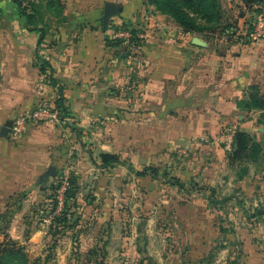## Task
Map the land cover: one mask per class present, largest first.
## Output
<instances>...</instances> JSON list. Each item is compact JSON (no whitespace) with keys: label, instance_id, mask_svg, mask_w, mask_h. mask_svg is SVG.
Segmentation results:
<instances>
[{"label":"rangeland","instance_id":"1","mask_svg":"<svg viewBox=\"0 0 264 264\" xmlns=\"http://www.w3.org/2000/svg\"><path fill=\"white\" fill-rule=\"evenodd\" d=\"M20 2L23 13L13 0H0L3 81L8 80V51L17 50L29 65L28 77H34L32 93L41 96L48 87L53 102L41 97L33 109L11 120L27 117L23 134L0 137L16 142L31 125H51L46 133L50 159L0 206V264H18L20 257L8 253L13 246L22 249L28 263L36 259L40 264H264V113L238 106L255 84L243 90L231 111L218 103L219 88L212 82L190 85L184 103L165 106L172 114L163 117L162 112L159 119L154 116L158 106L138 102L141 80L132 67L126 80L104 91L121 102L83 125L71 115L63 85L67 111L58 110L49 70L40 71L44 60L51 66L45 50L64 45L55 40L67 27L62 25L67 18L62 1ZM143 2L154 15L178 26L172 16ZM218 2V26L190 34L203 37L215 52L257 41L254 4ZM203 14L193 15L199 24L212 26ZM110 22L114 20L106 25ZM124 25L111 27L117 31ZM127 26L135 39L129 45L119 39V58L134 66L139 61L136 41L143 37ZM228 26L235 27L233 34ZM32 68L38 70L35 76ZM237 131L254 136L262 147L259 160L246 172L227 159ZM103 153L116 155L119 162L103 167ZM49 166L56 175L43 181Z\"/></svg>","mask_w":264,"mask_h":264},{"label":"crops","instance_id":"2","mask_svg":"<svg viewBox=\"0 0 264 264\" xmlns=\"http://www.w3.org/2000/svg\"><path fill=\"white\" fill-rule=\"evenodd\" d=\"M61 1L67 17L62 25L67 27L60 29L55 40L64 45L45 53L50 54L53 76L65 87L71 115L83 125L104 114L106 106L121 102L107 97L104 91L109 92L112 83L126 80L127 71L132 67L137 68L141 80L138 102L158 106L154 116L159 119L172 114V109L167 112L165 106H181L182 99L188 98L190 85L196 86L205 80L219 88L215 93L218 103L227 105L229 111L250 85L264 89V37L215 52L207 47L203 37L184 33L171 21L164 20V16L154 15L143 0ZM261 4L264 17V2ZM106 5L121 8L108 19L114 20L109 26L103 21ZM239 20L241 27L242 20ZM112 24H130L143 37L136 43L139 61L134 66L129 60L124 63L120 60L121 46L108 44V40L114 39ZM1 64L0 129L16 115L33 109L41 97L53 102L54 95L48 87L41 96L32 93L34 77H28L29 65L17 50L8 51V80L3 81L2 72L6 67ZM32 70L35 76L38 70ZM51 130V125H31L16 142L0 137V206L28 185L30 177L43 171L50 159L46 149L50 140L46 133Z\"/></svg>","mask_w":264,"mask_h":264},{"label":"trees","instance_id":"3","mask_svg":"<svg viewBox=\"0 0 264 264\" xmlns=\"http://www.w3.org/2000/svg\"><path fill=\"white\" fill-rule=\"evenodd\" d=\"M242 2L246 6L250 7L253 4H261L264 2V0H242ZM13 3L18 6V9L20 10L19 13H23V10L21 11L20 0H13ZM145 3H152L162 13H166L172 16L175 19L174 21L178 24V26L184 33L199 34V32H202L205 29H211L214 25L218 26L219 19L222 14V7L219 4L218 0H148V2ZM191 12H193L194 15H198V13L204 12V17L208 19V23L212 26H203L199 24L195 16L193 14L191 15ZM26 17L28 21L32 20V16L28 15ZM228 28L230 30H228L227 32L233 34L235 31V27L233 28L232 26H228ZM117 29L129 30L130 33L132 32L133 35L135 34V31L132 29L130 30L127 25H124L122 28L119 27ZM133 35L132 43L133 38L135 39V35ZM42 39L43 36H41L38 41L41 42ZM136 43H138V40L136 41ZM108 44L120 46L121 40H108ZM37 57L41 59L40 56ZM47 70H49L48 77L52 86L58 90L56 107L62 114L66 113L67 107L65 104L64 88L63 86H61L58 80L54 78L51 66L44 60L42 66H40V71L41 73H45ZM259 88L260 87L258 85L249 87L250 92L246 95L242 102H238V106L243 107L245 109H258L264 113V91L260 93ZM261 152L262 147L254 136L245 132L237 131L235 132L232 141V152H230L227 157L228 163L230 166L241 164L243 165V169L246 172L248 170V165L254 164L259 160ZM100 159L103 167L110 166L113 163L119 162V158L116 155L109 153L101 154ZM145 170H150L154 174L158 172V169L156 168L146 167ZM139 175L144 176L146 175V172H142ZM69 195L70 194H68V196ZM259 210L260 209L256 210V213H260ZM5 249L7 250V247H5L3 250ZM8 253L14 255L15 257H20V259L18 260V264H40L39 260L36 259L28 263L25 260L26 256L24 255V253H22L21 248H15L14 246L8 247Z\"/></svg>","mask_w":264,"mask_h":264},{"label":"built area","instance_id":"4","mask_svg":"<svg viewBox=\"0 0 264 264\" xmlns=\"http://www.w3.org/2000/svg\"><path fill=\"white\" fill-rule=\"evenodd\" d=\"M257 12L254 13V40H259L264 37V17H263V7L262 4H254ZM115 39H121L124 44L129 45L132 44V35L129 30H117L114 32ZM27 118V117H25ZM25 118L20 117L17 118L10 127V134H14L15 136H19L23 134L26 127ZM229 145L231 142H228ZM228 148H230L228 146Z\"/></svg>","mask_w":264,"mask_h":264},{"label":"water","instance_id":"5","mask_svg":"<svg viewBox=\"0 0 264 264\" xmlns=\"http://www.w3.org/2000/svg\"><path fill=\"white\" fill-rule=\"evenodd\" d=\"M121 8L120 7H115L112 5H106L104 8V23L108 22V19L113 16L116 12L120 11ZM12 125V122L10 120H8L7 122H5V124L1 127L0 129V136H4L7 135L10 132V127ZM56 175V170L54 166H49L48 170L45 172V174L43 176H41V180L45 181L47 180L49 177H53Z\"/></svg>","mask_w":264,"mask_h":264}]
</instances>
